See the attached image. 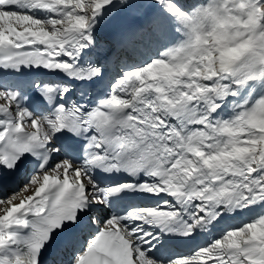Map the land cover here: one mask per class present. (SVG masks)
<instances>
[{"label":"snow or ice","instance_id":"obj_1","mask_svg":"<svg viewBox=\"0 0 264 264\" xmlns=\"http://www.w3.org/2000/svg\"><path fill=\"white\" fill-rule=\"evenodd\" d=\"M0 264H264V0H0Z\"/></svg>","mask_w":264,"mask_h":264}]
</instances>
